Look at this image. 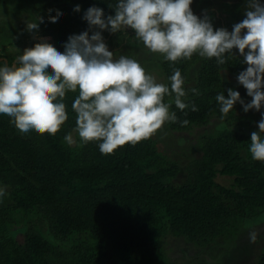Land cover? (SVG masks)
<instances>
[{
  "label": "trees",
  "instance_id": "1",
  "mask_svg": "<svg viewBox=\"0 0 264 264\" xmlns=\"http://www.w3.org/2000/svg\"><path fill=\"white\" fill-rule=\"evenodd\" d=\"M28 1L61 52L70 35L102 31L115 55L124 52L123 46L133 56L136 48L140 55L151 54L142 42L133 46V29L90 30L83 19L92 6L102 8L105 19L114 15L119 0ZM220 1L199 0L191 8L201 18L207 15L214 28L232 31L245 18L248 0ZM57 10L63 15L52 22L49 17L57 16ZM22 54H0V66L6 61L13 65ZM225 56L226 63L219 65L198 54L175 63L161 55L156 71L162 84L170 89L169 77L178 68L187 107L179 109L175 94L166 95L164 102L177 120L166 122L158 137L126 144L113 154H102L99 142L84 144L74 131L72 103L78 92H67L69 119L54 136L21 133L10 117L0 115V264H222L234 245L249 247L251 231L258 232L253 246L259 248L253 264H264V161L254 160L249 151L251 133L259 131L261 119L244 112L239 102L222 116L217 94L227 96L232 88L246 103L252 99L237 80L247 68L243 57L236 49ZM165 132L195 136L186 147L182 139L177 142L182 149L168 150L158 144ZM68 133L72 145L64 140ZM218 175L233 181L222 184ZM173 241L184 242L193 256H171Z\"/></svg>",
  "mask_w": 264,
  "mask_h": 264
},
{
  "label": "clouds",
  "instance_id": "2",
  "mask_svg": "<svg viewBox=\"0 0 264 264\" xmlns=\"http://www.w3.org/2000/svg\"><path fill=\"white\" fill-rule=\"evenodd\" d=\"M193 0H119L115 14L105 19L102 8L86 10L89 28L111 33L133 29L137 40L151 53H158L170 62L200 57L215 58L219 65L226 63V53L239 50L246 70L237 80L252 99L246 103L239 91L227 89V96L217 94L222 116L235 108L237 102L248 112L264 108V4L248 0L245 18L233 26L214 28L210 18L194 14ZM79 5L75 11H79ZM52 10L49 9V12ZM63 13L50 16L59 22ZM38 20L43 22V17ZM27 30L39 29L38 22H26ZM246 30V31H245ZM170 89L158 83L141 63L127 56L114 59V53L104 42L102 31L70 35L64 51L42 38L34 47L23 50L16 63L0 66V115L11 118L21 133L36 132L56 135L69 119L64 99L67 92H78L72 103L76 114L74 131L87 144L99 142L102 154H113L126 144L135 145L153 136L165 122H175L166 95L173 93L175 105L184 110L187 105L184 78L178 68L169 77ZM193 93L199 94L193 88ZM193 111L198 110L195 105ZM258 122L259 131H253L249 151L252 158L264 161V113ZM184 125L188 120L182 121ZM64 140L75 143L72 133ZM4 193L0 190V196ZM257 232H249L255 243Z\"/></svg>",
  "mask_w": 264,
  "mask_h": 264
},
{
  "label": "rangeland",
  "instance_id": "3",
  "mask_svg": "<svg viewBox=\"0 0 264 264\" xmlns=\"http://www.w3.org/2000/svg\"><path fill=\"white\" fill-rule=\"evenodd\" d=\"M198 1H196V3L194 2L192 4V7H195V4L199 3ZM212 1L216 4L217 3L222 4L220 0H212ZM236 1L237 0H225V2H236ZM262 4H264V0ZM38 18L39 17L36 10L34 11L33 7L31 6L28 0H0V54L11 57L17 51L23 52L25 48L34 47L35 43L40 42L42 38H46L49 43L55 46V42L53 41V39L44 33L43 27L40 25V21L38 20ZM26 22H38L39 23L38 31L37 30H33L31 32L28 31ZM222 24H224V22ZM133 39L135 40L136 38ZM133 46L140 47L141 41L136 39L133 43ZM121 48L124 50V52L121 53L120 56H127L129 58L139 61L141 65L146 69L147 73L154 76L158 83L163 82L164 78L162 77L161 74H159L156 71V69L159 68L157 59L161 57L160 54L152 55V53L151 54L148 53L147 55L146 54L140 55L141 53L136 51L137 50L136 48L134 50L135 54L133 56V54H131L132 52L131 48L129 47L126 48V46L125 47L123 46ZM236 50L239 51L238 49ZM120 56L114 54V59H118ZM248 112H251L252 114H256L260 119L262 118L261 116V113H263L262 110L256 111L255 109H252L249 110ZM163 126L167 127L166 122ZM163 126L155 133V136L158 137V134L160 133V130L163 129ZM199 128H204V127H199ZM172 133H176V134H172ZM172 133L165 132V135L161 134L160 136L161 138H159L158 144L160 143L161 146H163L168 150H170V148L173 146H174L173 148L178 147L179 149H182V147L186 145L187 140L189 138H191L190 140H192L195 136V135H190L188 133H179V134H177V132H172ZM182 139L184 142L182 141ZM179 140L182 141L183 146H178L179 143L177 142H180ZM193 148L194 145L190 147V150H193ZM189 151H185L183 153L187 155L190 153ZM176 156L179 158L183 157L181 155H176ZM216 181L225 185H230L233 181V178L230 176L218 175L216 177ZM19 237L21 238V236ZM243 240H241L239 243L243 244ZM253 245L254 243L250 242L249 247H246L244 249L240 247H236L234 245L231 248L232 249L231 251H229L230 250L229 249L226 252L228 259L227 261H224V263L222 264H253L256 258L255 256L259 251V248ZM171 246H174V250L171 255L174 258L176 257L185 258L187 256L192 257L194 254V251H192V249L186 246V244L182 241H173L171 243ZM219 248L220 247H218V250Z\"/></svg>",
  "mask_w": 264,
  "mask_h": 264
},
{
  "label": "water",
  "instance_id": "4",
  "mask_svg": "<svg viewBox=\"0 0 264 264\" xmlns=\"http://www.w3.org/2000/svg\"><path fill=\"white\" fill-rule=\"evenodd\" d=\"M2 58H0V60H1ZM7 62V61H6ZM15 63H16V61H15Z\"/></svg>",
  "mask_w": 264,
  "mask_h": 264
}]
</instances>
